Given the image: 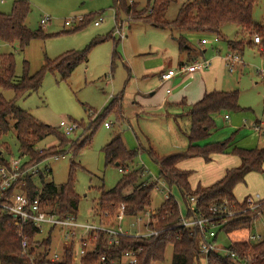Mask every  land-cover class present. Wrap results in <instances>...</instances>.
Listing matches in <instances>:
<instances>
[{
    "label": "trees",
    "instance_id": "16d2710c",
    "mask_svg": "<svg viewBox=\"0 0 264 264\" xmlns=\"http://www.w3.org/2000/svg\"><path fill=\"white\" fill-rule=\"evenodd\" d=\"M171 1L148 0L147 7H140L136 1L114 0V6L119 15L120 12L124 13L128 20H138L155 28L178 31L176 39L179 49L189 54L195 48L187 37L188 33L199 34L202 36L201 39L213 34L221 36L222 28L227 24H235L240 36L239 39L227 40L228 46L234 51L244 49L243 36L259 35L264 42V23L257 22L253 18L257 0H188L181 5L176 18L169 20L165 14ZM30 10L27 0H15L10 13L0 12V41L18 42L20 49L24 50L33 40L49 36L42 26L34 31L26 25ZM91 18L86 16L83 25L80 23L74 30L82 28ZM103 40H96L93 44ZM90 46L83 50L66 51L54 59L46 58L45 63L34 73L29 72L28 61L25 60L24 74L17 82L14 80L16 68L14 53H0V87L12 88L15 93V97L11 100L0 95V139L9 133L11 127H14L20 155L27 157L29 164L63 154L68 144H70L69 150L77 155L85 145L91 142L105 113L116 111L119 114L118 120L122 119V97L116 96L107 107L90 120L85 130L86 136L84 137L82 133L83 139L71 144L68 140L70 136L65 135L62 130L38 120L29 110L17 104L19 97L28 96L41 87L47 70L58 71L63 79L68 78L79 64L87 61ZM239 97L238 89L212 90L190 105L188 146L182 151L166 155H160L153 149L150 151L153 160L160 168L158 179H154L143 164L133 167L131 171H125L129 165L137 162L138 151L128 148L121 135H115L104 147L105 160L107 165L115 164L120 167L123 174L114 187L98 189L97 205L93 207V214L97 221L114 225L115 215L119 212L121 205H124L127 216H141L150 206L152 191L159 181H163L169 189L177 186L185 202L191 201L193 197L196 198L195 208L205 215H211L212 205L224 201L245 207L244 203L237 200L234 190L238 184L245 181L247 174L264 171V146L252 149L235 147L231 153L239 156L241 163L228 168L223 177L209 185L199 184L193 188L189 181L192 171L177 166L180 161L192 157H203L206 162H209L213 154L226 152L231 138L206 145H199L196 142L207 137L216 126L214 114L222 110H243L239 104ZM10 120L14 121L13 125ZM51 135L57 138L58 145L38 149L37 144ZM1 144L7 146L6 141ZM7 161L8 158L0 150V164H5ZM74 164H71L68 181L59 186L53 181H45L44 175H40L41 199L48 210L55 211L60 216L78 215L80 196L75 191ZM51 171L50 169V173ZM17 185L24 186L30 198L35 197L40 190L32 178H27L25 184ZM180 216L179 202L172 194H169L149 215L151 219L156 220L150 225L160 230L158 234L149 237L121 235L117 244H109L105 233H101L93 249L81 259L79 264H124L123 255L127 250H135L137 256L135 264H155L165 260L169 247L173 249L171 264H206V262L207 264H232L229 257L219 252H210L205 262V257L200 251L199 229L192 230L182 226ZM13 219L10 214L0 208V264L74 263L73 254L76 247L74 242L63 252L60 261L52 262L48 258V250L53 241L52 230L45 236H40L34 226L28 223L24 227L30 244L37 243L43 249L36 250L31 246L30 254H23L21 238L12 224ZM253 223L254 219L250 214L243 213L220 226L214 240L218 242L220 234L224 233L229 240L227 244L229 249L251 256L247 264H264V240L258 243L250 240ZM102 255L106 257L105 261L101 260Z\"/></svg>",
    "mask_w": 264,
    "mask_h": 264
},
{
    "label": "rangeland",
    "instance_id": "374dc122",
    "mask_svg": "<svg viewBox=\"0 0 264 264\" xmlns=\"http://www.w3.org/2000/svg\"><path fill=\"white\" fill-rule=\"evenodd\" d=\"M27 1L31 10L26 25L34 31L42 26L49 36L33 40L24 50L20 49L18 42L0 41L1 54L15 55V82L24 74L25 60L28 61L29 72L34 73L45 63L46 58L54 59L66 51L83 50L91 46L88 51V61L79 64L68 78L63 79L58 71L47 70L41 87L28 96L19 97L17 104L29 110L38 120L57 127L58 130H62L59 126L61 120L75 121L78 125L77 129L68 137L70 143L74 144L83 139L82 133L84 137L86 136L85 130L90 120L107 107L114 97L122 96L121 110L124 116L121 120H118L119 114L116 111L105 113L91 142L77 155L69 150L70 144H68L63 154H59L57 158L50 157L40 163L41 169L48 167L52 170L50 175H44L45 181H53L58 186L68 181L71 164L75 163L73 170L75 191L80 196L77 218L80 222H92V208L97 205L98 189L114 187L123 174L120 167L115 164L107 165L105 160L104 147L115 135H121L128 148L138 151L137 162L129 165L125 169L127 172L133 167L144 164L151 174L159 176V165L153 160L150 151L153 149L160 155H166L186 148L185 139L182 138L176 124L165 113L136 115L132 107L135 92L141 91L150 97L151 92L157 91L160 86L157 71L156 74L144 75L145 60L152 59L162 50L170 48L178 55V45L171 38L172 35L177 36L179 32L155 28L138 20H128L124 13L120 12L119 15L114 0ZM129 1L138 2L140 7L148 5V0ZM186 1L188 0H172L165 17L169 20L176 18L181 5ZM14 2L15 0H4V2L0 0V12L10 13ZM46 16L50 19L42 25L41 19ZM86 16L92 18L87 20L82 28L74 30L80 23L83 25ZM80 17L82 20L77 24L74 20ZM99 18H103L102 22L100 25H95V21ZM253 18L257 22L264 23V0H257ZM66 21H71V24L67 26ZM117 25L120 27L118 30ZM119 30L122 31L123 38L120 37ZM222 32L223 37L218 42H214L215 37H209L210 43L204 45L208 53L216 52L217 48V51L219 49L223 54L227 40L240 37L235 24L225 25ZM100 39L104 40L93 44ZM261 41L263 42L262 38ZM241 54L238 53L245 65L238 64L235 71H227L229 85L226 88L240 91L239 104L243 108L240 111H243V123L247 125L239 132L229 131V135L224 136L221 141L237 138L240 142H252V135L256 133L249 126L254 122L255 117L261 118L263 115L264 83L259 80L256 72L259 69L257 66L261 53L257 46L246 45ZM0 95L7 100L15 97L12 88L0 87ZM225 114H229L232 118L237 111H220L215 117L217 130L212 135H221V131L227 129L230 120L224 118ZM187 121L189 124V118L184 117L182 125ZM10 122L13 125L14 121L10 120ZM105 122L110 123V127H107ZM212 135L199 140V144L213 143L210 141ZM3 141L7 142V146H2ZM53 145H58V140L51 135L39 142L37 148L42 150ZM262 146L264 144L260 143L259 147ZM0 150L8 159L20 156L14 127H11L9 133L0 139ZM140 161L142 164L139 163ZM249 174L246 181L250 190L260 192L264 196V172ZM40 182L39 177H36V183ZM165 187L167 188L162 181L158 183L152 191L150 206L141 215L143 220L138 221L137 217L128 218L124 225L125 229L128 227L132 233L145 231L144 221L151 211H155L160 206L168 193ZM245 188V183H240L234 193L241 196ZM176 195L180 197V192ZM131 221L136 222L137 226L130 227ZM263 230L264 218H259L253 223L251 232ZM52 236L51 252L62 256L65 239L58 228L53 231ZM228 242V237L221 233L219 243L227 246ZM172 258L173 249L169 247L165 260L155 264H171Z\"/></svg>",
    "mask_w": 264,
    "mask_h": 264
},
{
    "label": "built area",
    "instance_id": "2783aa9c",
    "mask_svg": "<svg viewBox=\"0 0 264 264\" xmlns=\"http://www.w3.org/2000/svg\"><path fill=\"white\" fill-rule=\"evenodd\" d=\"M4 2V0H1ZM50 18L48 16L41 19V24L45 25ZM82 19H76V23ZM103 18H99L95 21V25H100ZM68 26L71 21H66ZM120 27L117 25V30ZM120 37L123 38V33L119 30ZM215 40L217 35L214 36ZM209 37L205 36L200 41L202 44L208 43ZM256 43H261L259 35L254 36ZM242 61L241 57L237 53H231L225 56V63L230 71L235 70L236 65ZM211 66L209 59H199L191 63H183L176 69H168L162 73L161 79L168 80L178 73H187L193 71H203ZM228 117V115H226ZM106 126H110V123L105 122ZM60 128L67 136H71L77 129V123L75 121L61 120L59 123ZM59 156L55 155L57 158ZM41 162L29 164V159L20 155L19 157H12L8 159L7 163L0 164V208L10 214L14 219L12 221L13 226L17 230V234L21 238V245L23 248V254H30L29 250L33 246L36 250L43 249L37 243L31 245L29 237L25 231V225L32 224L37 230L38 235L45 236L50 230L52 232L55 229H59L60 234L64 240V251L68 249L74 242L76 247L73 254V264H79L81 259L87 255L89 251L95 246V241L98 240L101 233H105L109 244H117L121 235H134L149 237L159 233L156 227L150 225L151 222L156 220L151 219L149 216L144 221L145 231L130 232V229L126 225L128 218H136L138 221H142L141 216L130 217L126 215L124 205H121L119 212L115 215V224H105L97 222H80L77 216L69 214L66 216H60L55 211L47 209L46 204L41 199L42 193L41 184L36 185L39 187V192L35 197L30 198L27 189L19 183L25 184L27 178H32L36 182V177L40 175H50V168H40ZM120 171H122L120 169ZM163 182V181H162ZM164 183V182H163ZM11 189H14L11 191ZM169 196V195H168ZM167 196V197H168ZM166 197V198H167ZM196 198H192L189 202H183L180 206V224L184 227H189L192 230L194 228L199 229L201 234L200 251L207 261V256L210 252H219L224 256L229 257L232 264H247L251 260L250 255L241 254L238 251L229 249L227 246L222 245L214 240L218 228L224 223L237 218L243 213H249L254 219V222L259 218H264V196L260 193H254L247 195L241 203L245 204V207H239L236 203L229 201L221 202L217 205L210 207L211 215H205L199 212L195 208ZM149 215V214H148ZM130 227H136L137 224L134 221L129 223ZM251 242L258 243L264 240V231L250 234ZM51 248L48 250V258L50 261H60L62 256L58 253L51 252ZM33 254V253H32ZM31 257V255H29ZM34 256V255H33ZM124 262L126 264H135L137 262V256L135 250H127L124 253ZM33 259V257H32ZM102 261L106 260V257L102 255ZM207 264V262H206Z\"/></svg>",
    "mask_w": 264,
    "mask_h": 264
},
{
    "label": "crops",
    "instance_id": "0c3cea01",
    "mask_svg": "<svg viewBox=\"0 0 264 264\" xmlns=\"http://www.w3.org/2000/svg\"><path fill=\"white\" fill-rule=\"evenodd\" d=\"M162 30H166V29H162ZM172 34L173 33H171V35ZM215 35L213 34L207 37H214ZM177 36L172 35L171 39L176 41L178 45L176 39ZM253 36L254 34L243 36V39L245 46L246 45L257 46L261 53V58L259 59V66H257L259 67V69H257L256 72L259 80L261 82L263 81L264 83V43L262 41H261L262 45H260L261 43H256L254 41ZM187 37L189 38L190 43L195 48L194 50H192L190 54L186 52H181L178 45V55L174 53V50H171L170 48V49L162 50L158 55H156L152 59L145 60L144 71L146 72V74L144 75H151L156 71L159 73L158 79L160 80V86L157 88V91L159 93L154 90L151 92L150 97H147V95L144 94V92L137 91L135 92L132 101V103L134 104V106L132 107H134L136 111V115L147 114V113H155V114H161L162 112L165 113V115L176 124L179 133L183 136L181 137L185 139L187 143L185 144L186 147L189 144L187 132L190 126V122L188 124L187 121V123L184 124L185 127H183L184 125H182V123L184 122V117H187L190 120V116L188 115V109L190 105L200 100L206 92L212 90H228V88H226L229 85L227 79V71L229 72L230 70L227 68V65L225 63V56L231 53L241 54L245 49L244 46L243 50L234 51L232 48L228 46L227 43L226 50L223 54H221V50L218 49L217 51V48H216V52L212 51L208 53L209 51L207 48H204V45L209 44L210 41L206 44H202L200 41L202 36L196 33H188ZM222 37L223 34L221 36L217 35V39L214 40V42H218ZM239 38L240 37H236V39ZM189 59H191L192 61H188ZM199 59H209L211 62V66L203 71L197 70L187 73H178L172 78L168 80H163L162 82L161 75L162 73L166 72L168 69L171 68L176 69L182 63H191ZM238 64L245 65L243 61H240ZM237 65L235 67V70L237 68ZM226 111L228 110H225V112ZM219 114L220 112L213 115L214 120L215 117H217V115ZM243 114H244L243 111H237V114L234 115L232 118L229 114H225L224 118L226 120H230L227 129L222 130L221 135L219 134L215 136L212 135L217 130V126H215L209 133V135H212L210 141H213V143L219 142L224 138V136L229 135V131L236 130V132H239L243 129V126L246 127L247 124L243 123V119H242ZM226 115H228V117H226ZM215 124H216V120H215ZM249 127L256 133L255 135H252L251 138L252 142L250 141L240 142V140L236 138L230 141L226 152L213 154L211 156L212 157L211 161L209 162H206L203 157H192V158L184 159L177 164V166L181 169L192 171L189 177V181L193 188H195L199 184L202 185L212 184L216 180H219L221 177H223L225 171L228 168L238 166L241 163L240 157L231 153L235 147L252 149L255 147H259L260 143L264 144V131H261L262 129H264V110L261 118L255 117L254 122L251 123ZM196 143L199 144V141H197ZM139 163L142 164L141 161ZM146 171L149 174H151L150 171L147 170V168ZM151 175L154 177V179H158V176H155L153 174ZM249 176L250 174H247L245 178L244 183L246 185V188L244 189V192L241 194V196L235 194L239 202L243 201L247 195L260 193V192H253L250 190V187L248 186L246 181V179H248ZM166 189H168V193H166L165 198L169 194H172L179 202V205L181 206L184 200L181 197V192L178 189V187L172 186L170 189L169 188ZM177 192H180V197L176 195ZM93 211L94 208H92V212ZM92 216L93 218L91 220L93 222H97V218L94 217L93 213Z\"/></svg>",
    "mask_w": 264,
    "mask_h": 264
}]
</instances>
